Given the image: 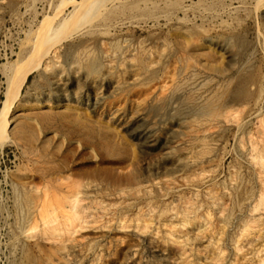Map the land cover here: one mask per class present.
Returning <instances> with one entry per match:
<instances>
[{
	"label": "rangeland",
	"instance_id": "rangeland-1",
	"mask_svg": "<svg viewBox=\"0 0 264 264\" xmlns=\"http://www.w3.org/2000/svg\"><path fill=\"white\" fill-rule=\"evenodd\" d=\"M68 1L0 0V106ZM263 1L122 0L57 45L0 149V264H264ZM218 89L208 119L188 102ZM45 195L56 247L31 219Z\"/></svg>",
	"mask_w": 264,
	"mask_h": 264
},
{
	"label": "bare ground",
	"instance_id": "bare-ground-1",
	"mask_svg": "<svg viewBox=\"0 0 264 264\" xmlns=\"http://www.w3.org/2000/svg\"><path fill=\"white\" fill-rule=\"evenodd\" d=\"M122 0H72L74 5L73 9L66 13L63 17L61 13L56 12V17L44 16L38 27L32 43L27 47L23 53L19 54L18 60L5 69V86L3 90V98L0 106V149L8 146L13 140V112L19 101H22L23 89L26 86L30 76L44 67H51L52 65L47 62V57L55 53L54 48L59 46L75 34L82 31L86 25H91L88 22L99 19L105 11L109 10L110 6H114L116 2ZM71 0L68 1L70 3ZM264 6V1L259 5V9ZM97 11L96 13H94ZM94 14V15H93ZM83 18V21L80 20ZM87 19H89L87 21ZM56 60L59 58L57 51L55 54ZM182 90H192L197 93L204 92V85L197 84V80L193 74L192 66H187L182 70L179 76ZM208 95L201 100L192 98L189 99V104L194 107V111L206 117H212L211 107H214L215 102L218 100V93ZM224 119L222 114H217L212 121H220ZM264 126V123H263ZM249 196L244 197L243 203H248ZM77 210V206H73ZM75 210V211H76ZM56 212V199L52 200L48 195L44 196L41 203L32 209V221H34L33 228H43V235L40 237L41 241L51 244V247H56V219L53 220L52 214ZM264 214V203L256 209L253 217ZM66 246H63V257L54 258L56 261H64V258L69 254ZM51 253L44 254L45 260L51 261ZM53 260V261H54Z\"/></svg>",
	"mask_w": 264,
	"mask_h": 264
}]
</instances>
